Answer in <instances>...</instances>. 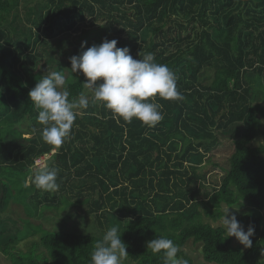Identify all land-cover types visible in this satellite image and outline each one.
<instances>
[{"label":"trees","instance_id":"16d2710c","mask_svg":"<svg viewBox=\"0 0 264 264\" xmlns=\"http://www.w3.org/2000/svg\"><path fill=\"white\" fill-rule=\"evenodd\" d=\"M22 1L0 0V254L10 264H90L96 241L117 225L133 264H162L146 248L161 235L190 264H264V145H251L264 133V0H46L28 27ZM104 39L136 59L151 52L184 99L154 98L163 120L153 128L117 122L90 99L62 146L44 143L28 93L60 71L69 100L84 95L70 57ZM219 153L227 156L216 180ZM45 156L58 170L55 191L33 183ZM239 202L237 220L255 229L247 248L202 221ZM189 240L202 262L182 251Z\"/></svg>","mask_w":264,"mask_h":264},{"label":"clouds","instance_id":"9594fccd","mask_svg":"<svg viewBox=\"0 0 264 264\" xmlns=\"http://www.w3.org/2000/svg\"><path fill=\"white\" fill-rule=\"evenodd\" d=\"M117 43L116 39H104L86 50L82 44L78 54L70 57V73L83 75V86L91 91L92 102L108 110L117 122L131 123L135 119L153 128L163 120V105L154 98L184 99L177 89V76L167 64L155 62L151 52L142 57L138 53L139 59H136L129 48H118ZM69 96L65 76L60 71L44 76L28 93L29 101L38 111L37 121L43 126L33 128L32 132L39 131L42 141L56 148L69 137L78 114L89 107L87 96L81 94L73 100H69ZM57 172L56 168L42 165L35 172L33 183L44 191H55L59 187ZM228 210L220 219L226 239L234 237L245 248L251 247L254 227L249 225L245 229ZM121 235L117 225L107 229L95 243L90 264H123L129 256ZM146 248L160 254L162 264H190L188 259L178 255L179 245L165 235L148 241Z\"/></svg>","mask_w":264,"mask_h":264},{"label":"rangeland","instance_id":"374dc122","mask_svg":"<svg viewBox=\"0 0 264 264\" xmlns=\"http://www.w3.org/2000/svg\"><path fill=\"white\" fill-rule=\"evenodd\" d=\"M47 4V1L46 0H23L21 2V5L18 9V12H19V18L23 21L24 24H22L23 26L25 27H28L30 24L29 23V20H31V15H32V11L33 13H35L36 11L32 9V7H35V6H44ZM101 22H99L100 24ZM70 41V39H68ZM72 40V39H71ZM83 83L85 82V78L82 79ZM85 96L88 97V99L92 100V96H91V91L87 88H85ZM263 106V110H264V104H262ZM259 119H260V125H261V131H264V114L263 116H259ZM252 146L256 147V146H259V145H264V133H260V135L257 136V138L252 142L251 144ZM227 156V154H224V153H219V154H216V156L214 157V161L217 162L215 164V168L214 170L211 172V177L212 178H216V180H218V177L219 175H221V171H220V167L223 166V163L225 159V157ZM49 157L50 156H45L41 159H38L36 161V165L34 166V169L38 170L40 166L42 165H46V163L49 161ZM203 168L206 167V165H203L202 166ZM198 172H200L198 170ZM208 189H210V187H208ZM202 197V195H201ZM222 211H226L228 208L225 207L224 205L221 207ZM246 210V206H245V203L243 202H239L238 204H236L235 206L233 207H230L229 208V215H235L236 218L239 217L240 215H242V213H244V211ZM263 216H264V211L262 212ZM5 217L7 219H11V218H14V219H18L16 217H11L9 216V213L7 212L5 214ZM85 219V225H87L88 227H92L94 226V222H93V218L92 217H86L84 218ZM202 221L204 223H208L210 224L211 226L213 227H217V226H221L223 227L221 224H220V220H217V221H213L212 219L210 218H206L205 216L202 217ZM44 223V222H43ZM44 226L49 228L50 226H47V224L44 223ZM93 232H97V229H93ZM38 236H31L29 237L27 240H33V239H37ZM28 241H25L23 243L20 244L19 248L20 250L26 252V245H30L31 243L28 242ZM234 244L236 243V241L234 240L233 242ZM182 251L185 253L186 256H188L189 258H191L193 260V262H202L203 259H202V254H201V245L200 244H194L192 242V240H189L185 246L182 248ZM262 257L264 258V250H263V253H262ZM0 264H10L6 258L0 254ZM123 264H133L132 261H130L129 259H125L123 260Z\"/></svg>","mask_w":264,"mask_h":264}]
</instances>
